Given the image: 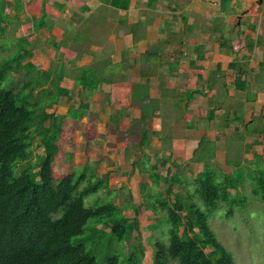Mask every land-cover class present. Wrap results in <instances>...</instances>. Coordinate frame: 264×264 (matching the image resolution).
Listing matches in <instances>:
<instances>
[{"label":"rangeland","instance_id":"1","mask_svg":"<svg viewBox=\"0 0 264 264\" xmlns=\"http://www.w3.org/2000/svg\"><path fill=\"white\" fill-rule=\"evenodd\" d=\"M21 2L28 7V0ZM43 2L48 22L53 21L51 28L45 25L36 30L32 27L30 12L7 10L13 20L5 34L0 35V58L10 55L22 38L32 52L26 60L39 69H51L53 73L63 69L69 74L72 68L98 59H109L110 64H116L124 58V67L118 72L120 79L116 83H103L98 90L79 86L67 74L60 81L69 94L61 96L58 104L47 109L49 112L65 115L69 106H76L79 100L86 102L89 108L79 121L68 117L63 120L61 148L55 158L56 175L86 160L94 161L100 173L108 172L109 190L125 215L134 217V208L139 207V236L147 250L144 261L151 264L154 246L149 239L160 238L163 228L154 227L156 215L146 211L142 204L140 183L151 181L147 169L154 167L161 176H166L167 168L181 174L183 181L174 184V193L185 194V182L203 169L204 158L200 156L210 149L213 155L209 161L213 167L225 173L232 174L236 170L244 173L243 184L231 192L246 199L242 205L235 204L230 214H225L227 207L222 210L204 207L210 214L215 235L239 264H264V198L253 194L250 175L258 167H264V125L259 120L264 110V73L259 63L264 56V46L255 51L246 46V26L241 25L244 31L239 34L237 13H224L220 0L203 4L202 9L198 0H153L151 5L147 4L148 0H137L135 7L127 11L103 6L97 8L98 14L89 11L96 9L97 0H31V12L34 6L37 12ZM62 2L65 7L60 9ZM84 5L87 10L83 9ZM184 18L187 22L195 20V30L185 29ZM86 19L90 20L84 23ZM255 21L256 27L249 28V37L256 39L261 35L264 39V20L261 17ZM200 23L203 24L201 29ZM220 26L225 30L223 34L231 35L229 42L236 44L235 54L222 55L225 53L218 47ZM78 31L83 33L81 38L77 36ZM138 36L141 38L135 41ZM74 47L83 50L81 56ZM146 51L152 52V56H147ZM198 53L203 57L197 58ZM242 56H248L249 63ZM146 57L149 58L147 63L144 62ZM233 57L243 59L241 65L248 70L245 77L249 89L260 96L253 108L256 119L243 128L233 119L230 110L234 108L243 115L246 110V105L237 101L245 98V92L237 90L234 83L240 68L227 63ZM173 62L177 63L172 68ZM218 62L220 68H217ZM148 65L153 67L155 74H144ZM20 75V72L14 73L15 89L19 88ZM210 79H216L212 89L207 86ZM189 89L200 92L188 100L186 92ZM37 90L39 88L35 94ZM143 108L156 111L149 117L148 128L160 135L152 134L149 144L142 150L139 118ZM120 110L123 115L116 127L110 116ZM211 110H215L213 118H210ZM228 118L230 124L226 126ZM200 140H203L201 145ZM42 153L43 147L37 145L35 139L32 159ZM142 154H145V161L141 160ZM135 160L140 163L128 179L127 171ZM141 167L146 169L140 170ZM165 187L162 179L156 190L163 192ZM195 200L200 202L198 197ZM137 233L134 231L131 240L124 243L125 251L138 242ZM90 245L96 249L97 256L113 252L105 245ZM206 251L210 252L211 248Z\"/></svg>","mask_w":264,"mask_h":264},{"label":"trees","instance_id":"2","mask_svg":"<svg viewBox=\"0 0 264 264\" xmlns=\"http://www.w3.org/2000/svg\"><path fill=\"white\" fill-rule=\"evenodd\" d=\"M103 1L114 9H128L131 3V0ZM149 2L152 4L153 0ZM230 2L221 0V8L226 10ZM7 7L8 1L0 0V35L5 34L13 20ZM16 8L21 9L20 0H16ZM32 20L36 30L45 25L52 27L45 5L42 15ZM132 31L135 33L134 28ZM82 34L77 32L80 38ZM220 36V50L229 54L237 52L235 43H230L223 33ZM139 38L141 36L135 41ZM26 43L25 38L18 40L16 49L0 58V264H146L147 250L139 236V207L134 208V217L125 215L109 190L108 172L100 173L94 161L86 160L60 176L55 173L63 120L65 117L81 120L89 105L79 100L76 106H69L65 115L47 110L58 104L61 96L69 94L68 88L60 85L65 76L69 75L79 86L95 91L103 83H116L120 79L118 72L124 67V58L116 64H110L109 59H98L72 68L69 74L63 69L53 73L51 69H39L26 60L32 53ZM259 43L260 40L250 41L247 45L252 50ZM74 48L81 56L83 50ZM145 54L151 57L153 53L146 51ZM202 57L198 53L197 58ZM148 60L146 57L144 62ZM175 64L170 66L173 68ZM229 66L237 68L239 63L230 62ZM15 72L21 74L17 89L13 84ZM144 74L152 75L155 71L148 65ZM215 81L208 80V88L212 89ZM234 83L236 88L247 90L248 82L241 76H237ZM36 88H39L37 94ZM196 92L200 90L189 89L186 98L191 99ZM214 112L210 111V118ZM155 113L145 108L141 112L139 146L142 150L149 144L152 134L160 135L148 128L149 117ZM122 115L120 110L110 116L116 127H119ZM49 118H52L51 122L46 124ZM243 118V113L235 111V121L242 122ZM229 124L228 118L225 125ZM35 139L37 145L43 147V153L32 159ZM202 142L200 140L199 145ZM212 155L213 151L209 149L200 156L204 158V167L192 180L185 182V194L174 193V184L183 181L181 174L167 168L166 176H161L154 167L147 169L151 181L140 183L142 204L146 211L156 215L154 227L163 228L160 238L149 239L154 246L151 264H172L171 261L174 264H239L216 237L209 221L210 214L204 207L221 210L227 207L225 214H230L235 204L242 205L245 197H237L231 189H238L243 184L244 173L237 170L232 174L221 172L209 161ZM138 163L140 160L131 164L128 179ZM250 175L253 194L264 198V167H258ZM162 179L166 187L160 192L156 189ZM105 192L107 194L103 196ZM134 231L138 232V242L125 251L124 243L131 240ZM93 243L108 246L113 252L108 256L103 253L97 256L96 249L90 245ZM207 248L211 251L207 252Z\"/></svg>","mask_w":264,"mask_h":264},{"label":"crops","instance_id":"3","mask_svg":"<svg viewBox=\"0 0 264 264\" xmlns=\"http://www.w3.org/2000/svg\"><path fill=\"white\" fill-rule=\"evenodd\" d=\"M8 1V7H7V10H9L10 8H12L13 10H14V12L16 11H18V12H20L21 10L22 11H25V12H30V14L32 15V16H30V17H38L39 15H40V13H41V15H42V9H43V5H44V2L42 3L43 5H41L39 8H38V11L36 12V6H34V9H33V11L31 12V5H30V2H31V0H28V4H27V6L28 7H26L25 5H23V4H21V9H17L16 8V0H12V1H9V0H7ZM98 2H97V4H96V9L94 10V9H89V11L91 12V13H96V14H98L100 11L97 9L98 7H103V6H107V7H111L112 9H114L110 4H108V3H104V1L103 0H97ZM199 1V5H200V9H202V6L201 5H203V4H206V3H208V4H211V3H213L215 0H198ZM23 2V1H22ZM21 2V0H20V3H22ZM136 3H137V0H131V3H130V6H129V8L130 7H135V5H136ZM220 3H221V0H220ZM24 4H25V2H24ZM41 4V3H40ZM60 5H59V7H60V9H63L64 7H65V4L62 2V3H59ZM148 5H151V3L149 2V0H148V3H147ZM128 8V9H129ZM83 9H88V7H87V5H84L83 6ZM128 9H115V10H120V11H127ZM199 10V9H198ZM222 11H224V13H226V14H229V13H237V15H243V20L245 21H247V22H242V25L243 26H246V30H245V32H244V36H245V38H246V46H248L247 44H248V42H250V41H253L252 39H254V36L252 37V38H250L249 37V33H250V29L249 28H251V26H253L255 23H256V21H255V19H257V18H263V20H264V0H262V2L261 3H259L258 2V0H231V2H230V4H229V7L226 9V10H223V9H221ZM243 13V14H242ZM186 19L187 18H184V20L186 21ZM213 21L216 23V22H218L217 21V19H216V17L213 19ZM187 22V21H186ZM195 20H191L190 22H187V24H186V26H185V29H187L188 28V30L191 32V30L193 29V30H195ZM253 24V25H252ZM200 26H199V28L201 29V27L203 26V24H199ZM223 26V25H222ZM222 26H220V27H218V30L220 31V34H221V32L224 30V29H222ZM258 26H259V24H258ZM32 27H33V24H32ZM52 27H53V21H52ZM43 28V27H42ZM243 28V27H242ZM241 27L238 29V31L240 32V34H242V32L244 31L243 29H242ZM184 29V30H185ZM131 30H133V28H131ZM205 30V29H204ZM219 38H221V36L219 35ZM220 40V39H219ZM261 45H263L264 46V41H263V43L261 44ZM261 45H259V46H261ZM259 46H255L254 47V49H252V51H255L256 50V48L257 47H259ZM218 47H220V44H219V42H218ZM225 54H222V55H225V56H230V54L228 53V52H225V51H223ZM226 54H228V55H226ZM235 54V53H234ZM242 57H245V59H246V63H249V58H248V56H242ZM262 61H259V63H262V66H263V73H264V56H263V58L261 59ZM238 62L239 63V68H240V72L236 75V77H235V79L237 78V76H241V78L242 79H244V80H246L247 82H248V87H247V90L246 91H244V90H242V89H238V88H236V86H235V88L237 89V90H242V91H244L245 92V98L244 99H238L237 101L238 102H240V103H244V105H246V108L244 107V110L246 109L247 110V112H246V110H245V114H244V118H243V121L242 122H237L238 123V125L239 126H241L242 128L243 127H245V125H246V127H247V124L249 125L251 122H253L255 119H256V113L254 112V110H253V108H254V105L256 104V101L260 98V96L259 95H257V93H256V91H251L250 89H249V81L247 80V78L245 77L246 75L245 74H247V72H248V70H246V68H243L242 67V61H243V59L242 60H240V59H234V57L233 58H230L229 60H228V62L227 63H230V62ZM173 63H175V62H173ZM218 63H220V62H218ZM229 65V64H228ZM234 68V67H233ZM222 69H225V67H224V65H223V68ZM244 74V76H242ZM225 91V93L227 94V92H226V90H224ZM224 91H223V94H224ZM223 101H225V99H223ZM246 102V103H245ZM223 107V106H222ZM250 107V109H248ZM230 110H231V114L233 115V119H234V116H235V109L234 108H230ZM261 117L262 118H260L259 120H260V122H263V125H264V110H263V112H262V115H261ZM259 134L260 133H262V130H260V132H258ZM256 134H257V132H256Z\"/></svg>","mask_w":264,"mask_h":264},{"label":"flooded vegetation","instance_id":"4","mask_svg":"<svg viewBox=\"0 0 264 264\" xmlns=\"http://www.w3.org/2000/svg\"><path fill=\"white\" fill-rule=\"evenodd\" d=\"M242 14H243V13H242ZM241 16H242V17H241ZM242 21H243V15L240 14V15H238V20H237V25H236V26L240 28L241 25H242ZM252 25H253V24H252ZM236 26H235V27H236ZM251 27L254 29L256 26L253 25V26H251ZM239 28H238V29H239ZM228 29H229V28H228ZM232 30H233V29H232ZM224 31H225V30H224ZM228 31H229V32H232V31H230V29H229ZM222 32H223V31H222ZM222 32H221V33H222ZM238 33L240 34L239 31H238ZM219 35H221V34H219ZM225 37L228 38V40L230 41V37H231L230 34H229V35H226V34H225ZM252 40H253V39H252ZM259 40H260L261 43L257 44V46H259V45H261V44L263 43V41H264L263 37H262L261 35H258V37H257L256 39L253 40V41H259ZM230 43H231V42H230Z\"/></svg>","mask_w":264,"mask_h":264},{"label":"water","instance_id":"5","mask_svg":"<svg viewBox=\"0 0 264 264\" xmlns=\"http://www.w3.org/2000/svg\"><path fill=\"white\" fill-rule=\"evenodd\" d=\"M258 2H259V3H261V2H262V0H258Z\"/></svg>","mask_w":264,"mask_h":264}]
</instances>
